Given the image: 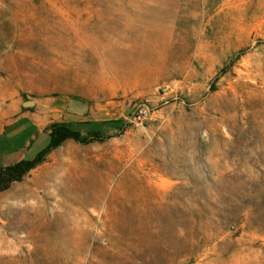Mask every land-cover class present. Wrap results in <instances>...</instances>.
I'll return each instance as SVG.
<instances>
[{
    "label": "rangeland",
    "instance_id": "obj_1",
    "mask_svg": "<svg viewBox=\"0 0 264 264\" xmlns=\"http://www.w3.org/2000/svg\"><path fill=\"white\" fill-rule=\"evenodd\" d=\"M0 1L40 73L24 99L57 123L72 98L103 138L0 193V264H264V0ZM64 167L60 209L20 226Z\"/></svg>",
    "mask_w": 264,
    "mask_h": 264
},
{
    "label": "crops",
    "instance_id": "obj_2",
    "mask_svg": "<svg viewBox=\"0 0 264 264\" xmlns=\"http://www.w3.org/2000/svg\"><path fill=\"white\" fill-rule=\"evenodd\" d=\"M20 33L14 8L0 1V168L34 159L48 145L55 123L40 114L35 101L33 107L24 106L26 94L40 93V73L27 59L30 42ZM75 103L72 98L55 102L54 110L70 118L57 123L70 125L81 116Z\"/></svg>",
    "mask_w": 264,
    "mask_h": 264
},
{
    "label": "trees",
    "instance_id": "obj_3",
    "mask_svg": "<svg viewBox=\"0 0 264 264\" xmlns=\"http://www.w3.org/2000/svg\"><path fill=\"white\" fill-rule=\"evenodd\" d=\"M49 137L50 141L46 148L34 159L22 160L14 165L0 168V193L8 190L12 184L21 182L28 173L43 164L46 158L66 141L73 140L81 144H89L103 139L100 132L92 131L88 135H83L79 130L65 123H54L50 127Z\"/></svg>",
    "mask_w": 264,
    "mask_h": 264
},
{
    "label": "bare ground",
    "instance_id": "obj_4",
    "mask_svg": "<svg viewBox=\"0 0 264 264\" xmlns=\"http://www.w3.org/2000/svg\"><path fill=\"white\" fill-rule=\"evenodd\" d=\"M71 168L64 167L63 169H59V173L61 172L60 176L57 175V177H48L46 181H43V179L36 181L29 193L20 198V204L24 205V209L21 212L23 216L20 226H22L23 221H25L33 213L36 214V221H39L41 219L49 218V216L55 214L58 209H60L62 205L61 201L58 200L60 179L63 176H70L72 173ZM31 202H35V204H32ZM98 204L99 200L89 204L88 207H91L92 210L96 212ZM36 205L38 206L36 207ZM40 206H42L43 209L42 214H38L39 211L37 209H39L38 207Z\"/></svg>",
    "mask_w": 264,
    "mask_h": 264
},
{
    "label": "water",
    "instance_id": "obj_5",
    "mask_svg": "<svg viewBox=\"0 0 264 264\" xmlns=\"http://www.w3.org/2000/svg\"><path fill=\"white\" fill-rule=\"evenodd\" d=\"M35 105V102L32 100L26 101L24 104L25 107H33Z\"/></svg>",
    "mask_w": 264,
    "mask_h": 264
}]
</instances>
